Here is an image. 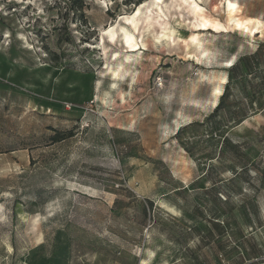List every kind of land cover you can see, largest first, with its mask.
<instances>
[{"label":"rangeland","instance_id":"obj_1","mask_svg":"<svg viewBox=\"0 0 264 264\" xmlns=\"http://www.w3.org/2000/svg\"><path fill=\"white\" fill-rule=\"evenodd\" d=\"M191 1L0 0V264H264V0Z\"/></svg>","mask_w":264,"mask_h":264},{"label":"bare ground","instance_id":"obj_2","mask_svg":"<svg viewBox=\"0 0 264 264\" xmlns=\"http://www.w3.org/2000/svg\"><path fill=\"white\" fill-rule=\"evenodd\" d=\"M159 4L162 0H157ZM187 1V0H183ZM229 4L232 6V9L234 10V3L229 2ZM191 5L193 6L194 9L197 7V2L195 0L191 1ZM160 12H162V8L159 7L158 9ZM159 15L154 16L153 13H147L141 18H133L131 19L130 23V28L123 27V33H124V41H125V46L127 47V52H135L138 49L146 48L149 46L148 42L151 40L147 39L146 40V35L147 32H152V27L155 25V20ZM176 23L180 24V21L177 20ZM203 25V23H195L194 26L197 28L196 30H201L202 28L200 27ZM179 33V31H176L175 29H167L163 26H161V31L158 34H152L155 42L156 43H165V45H172V42H178V41H183L185 42L186 39L182 38L181 34L179 33L177 37H175V33ZM138 34V36L136 35ZM140 37V39H139ZM139 39V40H138ZM153 44V43H152ZM132 55L128 54L127 59H130ZM117 72L115 71L114 74ZM118 75V74H117Z\"/></svg>","mask_w":264,"mask_h":264},{"label":"trees","instance_id":"obj_3","mask_svg":"<svg viewBox=\"0 0 264 264\" xmlns=\"http://www.w3.org/2000/svg\"><path fill=\"white\" fill-rule=\"evenodd\" d=\"M137 2L140 3L141 0H137ZM236 68H237V66H234L233 70H235ZM231 78H232V76L230 77V79H231ZM229 85H230V80H229L228 83L226 84V88H228ZM224 95H225V92H224V93L222 94V96L220 97L219 103H218L217 106L215 107L213 113H212L210 116H208V117H212V116H214V114L220 110V108H221V106H222V103H223V101H224ZM242 120H243V119H241L239 122H241ZM67 136H70V134H69V135H68V134H66V135L64 134V136H61V137L57 138L56 140H62V139H64V138H66Z\"/></svg>","mask_w":264,"mask_h":264}]
</instances>
